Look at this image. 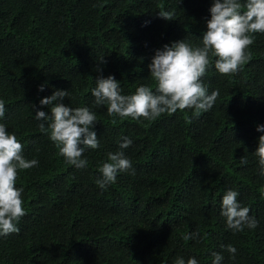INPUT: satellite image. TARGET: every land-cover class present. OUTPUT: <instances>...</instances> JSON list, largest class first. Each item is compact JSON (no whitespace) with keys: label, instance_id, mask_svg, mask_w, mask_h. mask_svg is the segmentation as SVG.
<instances>
[{"label":"trees","instance_id":"trees-1","mask_svg":"<svg viewBox=\"0 0 264 264\" xmlns=\"http://www.w3.org/2000/svg\"><path fill=\"white\" fill-rule=\"evenodd\" d=\"M211 3L0 0V122L25 157L39 161L18 172L25 214L18 232L0 237V264H173L178 255L212 264L213 251H223V264H264V177L253 155L264 124V33L254 34L250 59L235 73H219L210 58L202 79L219 96L199 115L186 108L155 120L109 116L91 95L100 75H114L124 94L140 84L155 90L148 68L155 50L185 38L199 45ZM56 89L69 91L66 105L96 112L100 146L83 153L85 169L67 164L34 118L36 109L50 110L39 100ZM124 136L133 140L124 151L135 172L101 190L97 166ZM227 188L238 190L257 228H226ZM195 230L202 239L183 238ZM229 243L235 260L220 247Z\"/></svg>","mask_w":264,"mask_h":264},{"label":"clouds","instance_id":"clouds-1","mask_svg":"<svg viewBox=\"0 0 264 264\" xmlns=\"http://www.w3.org/2000/svg\"><path fill=\"white\" fill-rule=\"evenodd\" d=\"M208 11L210 18L205 20L206 29L200 36L199 45L194 46L185 38L155 50L148 65L155 90L148 84H140L134 92L124 94L120 81L114 75H100L91 89L94 106H106L109 116L131 117L137 121L141 117L155 120L164 113L171 114L186 108L192 109L194 115L212 109L219 90L209 93L202 79L210 58L215 57L214 66L221 74L235 73L242 68L250 59L248 47L255 39L254 34L264 33V0H212ZM158 14L166 19L169 17L166 11ZM39 90H44L43 84ZM65 97H69L68 90L56 89L50 96L40 98L39 104L48 106V109L50 106V110L36 109L34 118L39 121L40 131L47 133L55 143L65 162L77 169H85L88 160L83 153L87 148L100 146L94 130L96 112L89 106L66 105L63 102ZM5 111L4 101L0 100V121H3ZM256 130L261 135L253 155L257 158L258 175L264 177V124H258ZM132 143L130 137H122L118 150L108 152L106 160L98 164L99 176L95 183L101 190L115 183L119 173L134 174L132 161L124 151ZM240 162L248 163L246 157H242ZM38 164L37 159L25 157L16 133L9 131L6 123L0 122V237L19 231L18 223L25 209L24 189L16 186L18 172ZM238 196L239 192L234 188L223 192L220 216L224 218L226 228L233 232L257 228L258 219L249 215V207L244 206ZM183 238L202 239L198 230L186 233ZM220 247L229 253V259L235 260L237 248L233 244H221ZM224 259L223 251L212 252V264H223ZM173 264H199V261L195 256L186 259L178 255Z\"/></svg>","mask_w":264,"mask_h":264}]
</instances>
